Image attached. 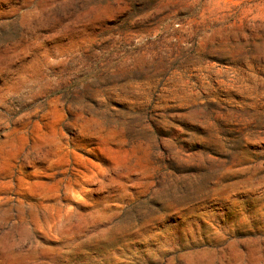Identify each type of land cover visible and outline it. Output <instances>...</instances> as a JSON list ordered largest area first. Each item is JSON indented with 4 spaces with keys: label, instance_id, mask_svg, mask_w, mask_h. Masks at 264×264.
I'll return each instance as SVG.
<instances>
[{
    "label": "rangeland",
    "instance_id": "374dc122",
    "mask_svg": "<svg viewBox=\"0 0 264 264\" xmlns=\"http://www.w3.org/2000/svg\"><path fill=\"white\" fill-rule=\"evenodd\" d=\"M0 264H264V0H0Z\"/></svg>",
    "mask_w": 264,
    "mask_h": 264
}]
</instances>
